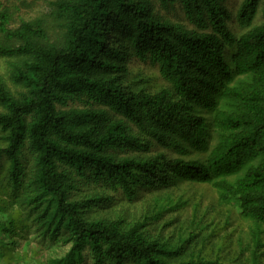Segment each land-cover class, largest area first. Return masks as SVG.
I'll return each mask as SVG.
<instances>
[{
  "label": "trees",
  "instance_id": "16d2710c",
  "mask_svg": "<svg viewBox=\"0 0 264 264\" xmlns=\"http://www.w3.org/2000/svg\"><path fill=\"white\" fill-rule=\"evenodd\" d=\"M24 1H0V264L31 236L41 264H264V0L242 1L240 34L226 0H47L16 21ZM184 183L249 221L230 260L203 254L196 214L163 220L182 199L100 214Z\"/></svg>",
  "mask_w": 264,
  "mask_h": 264
},
{
  "label": "rangeland",
  "instance_id": "374dc122",
  "mask_svg": "<svg viewBox=\"0 0 264 264\" xmlns=\"http://www.w3.org/2000/svg\"><path fill=\"white\" fill-rule=\"evenodd\" d=\"M1 2H14L20 5L17 0H0ZM16 1V2H15ZM243 0H226V6L231 13V20L229 27L237 34L243 32L236 23L237 10ZM11 2V3H12ZM21 6H17L18 13H16V21L19 17L32 18L47 8V0H25ZM156 10L163 14L166 18L172 21H177L181 16V11L177 8L166 10L155 3ZM262 20L261 12L258 13L255 23ZM7 69V60L0 58V74L4 77ZM132 74L137 77L148 78L146 83L147 88L154 89L159 86L162 80L159 77L157 69H153L140 60H135L131 64ZM2 134L0 133V144ZM166 202L170 198L174 201L182 199L187 203L182 205L176 211L166 212L163 220L168 222H177V225L185 224L193 220L196 214V220L202 222V225H207V230L204 234H212V236L205 242L203 247V254L215 257L220 254L221 257L230 260L237 252V240L246 239L248 233L249 221L240 217L237 213L235 205L231 201L226 203L219 202L216 191L206 184L199 183H184L178 187H171L166 191H159L156 193H142L140 198L132 203L125 201H114L107 208L103 209L100 214H114L119 212H126L128 217H136L140 215L144 204L153 205V199ZM212 231V233H210ZM19 240V238H18ZM2 247V249H1ZM0 247L2 252L3 246ZM12 254V262L21 261L22 258L29 260L33 264H41L49 256L50 250L42 245L35 237L28 239H20L12 252L5 251V255ZM4 261H2L3 263Z\"/></svg>",
  "mask_w": 264,
  "mask_h": 264
}]
</instances>
